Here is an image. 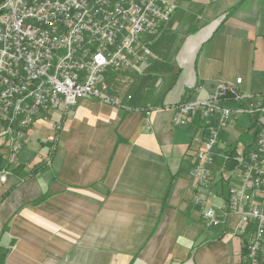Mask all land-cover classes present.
<instances>
[{
  "label": "crops",
  "instance_id": "0c3cea01",
  "mask_svg": "<svg viewBox=\"0 0 264 264\" xmlns=\"http://www.w3.org/2000/svg\"><path fill=\"white\" fill-rule=\"evenodd\" d=\"M172 1L129 102L85 100L25 132L45 161L0 171V264H243L237 217L208 229L193 201L218 207L227 191L219 173L205 189L189 175L202 125L172 127L170 107L212 95L206 82L240 78L241 94L264 93V0ZM239 122L222 146L239 144Z\"/></svg>",
  "mask_w": 264,
  "mask_h": 264
},
{
  "label": "built area",
  "instance_id": "2783aa9c",
  "mask_svg": "<svg viewBox=\"0 0 264 264\" xmlns=\"http://www.w3.org/2000/svg\"><path fill=\"white\" fill-rule=\"evenodd\" d=\"M174 7L172 0H0V138L10 152L51 113L66 116L85 100L122 106L109 78L145 73ZM241 85L240 78L220 83L215 94L172 105L171 124L200 121L189 175L205 189L219 173L227 188L218 207L194 197L205 227L236 216L231 236L245 238L243 264H264V93L241 94ZM242 118L253 139L222 146V135Z\"/></svg>",
  "mask_w": 264,
  "mask_h": 264
},
{
  "label": "rangeland",
  "instance_id": "374dc122",
  "mask_svg": "<svg viewBox=\"0 0 264 264\" xmlns=\"http://www.w3.org/2000/svg\"><path fill=\"white\" fill-rule=\"evenodd\" d=\"M153 57H154V55H153ZM237 69H238L237 71L239 73H241V75H243V73H244L243 77L248 76L247 72H243L242 69H240V67H237ZM113 76H114L113 81H111V82H114V88L110 94L119 96L120 100L123 103L129 102L126 100V98L128 97L129 94L135 95V93L137 94L139 92V90L142 89V87H144L143 86L144 82L142 83L143 80L141 81L142 78H140V75H137L131 71L113 74ZM147 85H148V83H146V85H145L146 89H147ZM247 85H248V83L246 84V88H247ZM149 87H148V90H150L152 88V87H150V88ZM147 94H149V93H147ZM246 120H247L246 118H242L239 120L240 122L239 121L238 122L240 125L244 124V126H245V124L247 123ZM252 134H253L252 130H248V129H246V127H244L243 129L241 127H239L238 130L233 133L232 137L234 139L237 138L239 143L245 145L246 143H248V141H251L253 139ZM26 140H27V138L24 139L23 142H21V147H20L21 149L18 152H10L11 149L9 150V147H7V145H5V147L8 149L7 150L8 153H6V156H5V162L6 163L5 162L4 163L7 165L8 168H10L11 166L14 168L15 166H18V165L20 167L22 165L27 166L28 163H29V165L31 164L30 166H33L34 164L38 166L39 164H43V161H45V160H43L39 164L35 163V161L38 160V156L40 154L39 152H41V149L39 150L40 144L38 145L37 143L33 142L34 148L29 147L28 149H26L25 147H23L25 145ZM0 144H4L3 139H1V138H0ZM41 147L44 148L43 146H41ZM22 150H26L28 152V158H31V159H29V160L26 159V161L21 160ZM3 170H6V168L1 169L0 171H3ZM33 170H34V168L33 169L31 168V170L28 171V173H26V175H24V176L27 177L28 174H31V171H33Z\"/></svg>",
  "mask_w": 264,
  "mask_h": 264
},
{
  "label": "trees",
  "instance_id": "16d2710c",
  "mask_svg": "<svg viewBox=\"0 0 264 264\" xmlns=\"http://www.w3.org/2000/svg\"><path fill=\"white\" fill-rule=\"evenodd\" d=\"M151 67V66H150ZM146 71V70H145ZM146 73V72H145ZM144 73V74H145ZM144 74H142V75H144ZM113 77L114 76H112V77H110L109 79H110V82L111 81H113ZM112 84L114 83V82H111ZM114 85V84H113ZM56 135H55V139H56V137L58 136V134H59V132H58V128L56 129ZM5 149V150H4ZM7 148L5 147V144H1L0 145V170L1 169H3V168H6L7 167V165L5 164L6 162H5V156H6V153H8L7 152ZM5 162V163H4ZM5 164V165H4Z\"/></svg>",
  "mask_w": 264,
  "mask_h": 264
},
{
  "label": "water",
  "instance_id": "95a60500",
  "mask_svg": "<svg viewBox=\"0 0 264 264\" xmlns=\"http://www.w3.org/2000/svg\"><path fill=\"white\" fill-rule=\"evenodd\" d=\"M220 83H212V82H206L204 85H205V88L206 90L210 91L211 89H213L212 93L211 94H215V90H216V87L219 85Z\"/></svg>",
  "mask_w": 264,
  "mask_h": 264
}]
</instances>
